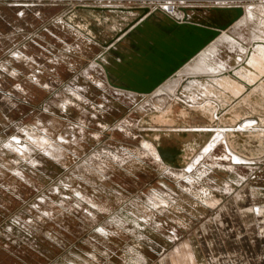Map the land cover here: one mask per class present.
Masks as SVG:
<instances>
[{
    "label": "rangeland",
    "instance_id": "obj_1",
    "mask_svg": "<svg viewBox=\"0 0 264 264\" xmlns=\"http://www.w3.org/2000/svg\"><path fill=\"white\" fill-rule=\"evenodd\" d=\"M230 3L231 7L242 6L244 13L227 29L220 30L218 36L206 48L208 50L214 46L218 50L219 58L235 66L240 64L250 72H254L256 77H253V80L258 76L257 84L250 87L245 85L248 90L244 91V95L254 88L260 87L263 91L261 81L264 75L259 71L264 73V0H194L191 4L184 2L177 4L171 1L169 4L154 7L151 5L136 7L148 8L149 12L145 16L154 10H159L166 12L165 14L176 21H183L181 7H190V9H201L204 5L230 7ZM101 4L104 3L94 0H0V150H2L0 151V264H135L134 261L139 264L138 259L141 258L139 255L144 257L145 264H161L159 260L162 255L168 257L167 261L171 264L170 253L176 242L170 243L159 235L151 237L152 239L140 236L138 241L137 237L131 236L132 225L126 218V216L134 218L141 215L140 209L148 202V194L161 190L177 196L180 192L178 180L163 174L161 167L152 158L138 153L140 149L152 148L146 145L143 138L147 139L145 134L152 133L147 132L148 129H152L151 126L158 125L155 119L161 112L165 113L166 120L172 121L175 126L210 129L203 130L208 135L203 140L204 144L199 147L196 154H193V156L199 154L197 164L203 162L209 164L208 159L211 157H207V154L213 155L216 150V153H222L219 143L212 144L214 148L216 147L215 150L212 147L213 151L200 153L210 137L214 136V130L219 129L217 125L211 126L199 111H189L188 115L183 117L186 110L181 109L180 104L172 105V102L177 100L173 99L176 98L173 92L178 87L179 91L185 93L179 94L181 95L179 102L187 109L192 108V105L186 102L188 95L190 98L195 95L193 100H196L198 95V100L204 98L201 94L203 92L201 85L206 83L208 77L203 76L204 73L200 69L203 75L199 74L198 69L192 72V77L197 78L198 86L195 88L186 84L183 76L178 73L181 71L180 68L150 93H136L116 89L107 82L104 69L102 71L99 66L96 68L91 66L101 54L99 44L93 40L87 41L86 35L82 32L77 33L73 30L74 26L62 20L63 16L70 15L69 12L77 6L106 7ZM170 6L172 11H168ZM75 11L76 16H72L73 21L79 20V16L84 15L83 12H79L80 10ZM248 14L250 16L255 14L259 17L258 20H261L258 23L254 15L251 16V21ZM228 20V17L222 13L214 19L219 24H224ZM238 23L241 27V30H238L246 40L233 38L231 35L233 32L231 29L239 26ZM257 28L263 33L258 32ZM254 35L260 37L257 39L258 42L263 41V43L257 42L255 46ZM229 38L233 40H228ZM257 46L260 47L259 52L256 51ZM242 47L246 48L247 54L241 51L244 50ZM206 48L204 47L189 61L202 59V62L205 61L204 64L213 63L211 60L216 57L210 60L203 55L207 53ZM237 48H240L238 50L241 51L242 57L238 55ZM189 61L186 65H189ZM212 66L216 67L214 64ZM221 66H217L219 73L224 72L228 75L232 73L233 69L225 71ZM256 66L261 70H256ZM172 83H179L176 89L168 87ZM78 94L81 99L77 98ZM228 95L233 96L231 92ZM234 97L236 101L241 99V96ZM152 98L154 101L150 102ZM196 103L194 101L193 105ZM168 104L172 105L170 109L165 108ZM149 106L156 109L153 110ZM228 109L230 107L225 110ZM261 113L264 118V111ZM217 115L218 118H222L223 112ZM213 119L217 122L216 117ZM245 119L253 121L254 118L249 120L247 116ZM251 127L254 128V125ZM197 135H191L190 139L200 137L201 134ZM235 135H238L239 142L244 141V134ZM41 136L47 138L48 143L59 146L62 156L57 159L48 156L42 153L41 148H38L36 153L25 156L16 152L18 147L15 139L19 140L23 147H29L30 143L35 146L32 141ZM181 137L186 135L181 134ZM224 141L226 143V139ZM197 142L196 140L195 143ZM152 143L154 146L157 144ZM158 147L162 150L180 152L183 145L180 138L164 135ZM228 147V151L226 150L222 157L216 155L215 164L227 163L232 167L253 166V168L250 167L251 170L247 171L246 179H242L238 186H234L228 195L221 197L220 203L223 201L224 204L228 198L238 199L242 193L247 195L257 190V195H251L247 199L249 205L238 207L247 208L250 212L245 210L244 213L242 210V216L249 229L247 231L246 226L242 225L240 217L233 210L234 207L232 209L230 205L229 212L227 211L226 204L221 212L225 215L230 214L231 217H224L222 213L220 217H223L221 220L223 225L217 222L218 229H216L212 227L213 223L208 221L205 223L212 231L220 228L223 230L222 234L220 231L218 234L222 240L219 241L218 238L216 240L218 244L225 242L228 253L238 264H264V226L259 227L253 217L256 206L264 207V160L261 162L257 161L259 159L255 161L247 158L249 162L243 159L245 162L238 164L233 161L229 153L227 154V152L232 153L229 145ZM104 149L117 153L119 162L104 153ZM128 153L135 158L128 157ZM92 154H99L106 159L102 162L104 163L102 178L80 168L84 163L82 161ZM30 158L38 161L32 164ZM94 160L96 162V159ZM176 168L180 169V164H177ZM18 170L20 175L17 173ZM211 172L215 174L218 185L228 179L222 171L213 167ZM79 193L84 194L85 198L80 197ZM259 196L263 198H258ZM179 200L184 209L175 207L168 212L169 216L158 213L160 215L157 219L169 227L176 228L178 236L183 240L186 235L197 231L200 223L214 215L216 211L208 207L203 211L199 204L198 206L187 198ZM237 202L241 203V200ZM257 213L259 219L257 221L264 223V215ZM117 227L120 230H117ZM232 227L247 232L250 239L255 241L254 245L245 241L244 236L241 243L234 242V235L226 232ZM236 234H239L238 231ZM92 253L97 259L91 257ZM205 255L209 254L205 253Z\"/></svg>",
    "mask_w": 264,
    "mask_h": 264
},
{
    "label": "bare ground",
    "instance_id": "obj_2",
    "mask_svg": "<svg viewBox=\"0 0 264 264\" xmlns=\"http://www.w3.org/2000/svg\"><path fill=\"white\" fill-rule=\"evenodd\" d=\"M96 1L100 2V3L101 2L104 3V4H101V5L106 6V7H102V8H128V7L134 8L133 6H129L127 4H123V3H120V2L111 3V2H105L103 0H96ZM166 2H167V0H166ZM144 5H140V6H144ZM151 6L154 7V6H157V5H154V6L151 5ZM197 6H199V5H197ZM214 6H217V5H214ZM225 6L224 7L217 6V7H212V8H226ZM77 7H81V6H77ZM210 7L211 6H208V5L205 6L204 5L201 9L210 8ZM230 7H231V3H230ZM95 8H99V7H95ZM136 8H142V7H136ZM231 8H236V7L233 6ZM238 8H240L242 13H244L243 12L244 10H242V6L238 7ZM261 8H262V6H261ZM197 9H199V8H197ZM258 9H259V7H258ZM168 11H172V7L171 6H170V9ZM79 12H82V11H79ZM148 12H149V9H148ZM249 12L251 13V11H249ZM242 13L240 14V16L237 19H235L233 22H231L228 26H226L224 29H220V30L227 29L230 25H232L235 21H237L242 16ZM180 14H181V12H180ZM248 15L250 16V14H248ZM254 15H251V16H254ZM65 16H63L62 22L71 24L70 22L65 20ZM181 16H183V14ZM251 16H250V20L252 19ZM255 16H254V18L255 19L257 18L256 19L257 22L261 20V19L258 20L259 17L258 16L255 17ZM254 18H253V20H254ZM242 20H244V18ZM242 22H244V21H242ZM245 22H247V21L245 20ZM238 24H235V25H238ZM250 24H251V22H250ZM72 26H74V25H72ZM236 29L237 30L238 29L241 30L240 24L235 29H231V30H233V32L231 33L233 38H237V39H240V40H242V39L246 40V37H244L240 33V31L239 30L237 31ZM254 29H256V28L254 27ZM73 30H75L77 33L82 32V31L78 30L75 26H74ZM259 30H261V29H259ZM257 31H258V28H257ZM258 32H260V31H258ZM260 33H263V32L261 31ZM218 34H217V36H218ZM252 35H253V33H252ZM224 36H225V34H224ZM255 37L256 38L253 37L254 38L253 40L255 41V46H256L257 42H258L257 39L260 38V37H257V36H255ZM215 38H213L204 47L206 48L207 45L210 44ZM222 38H221V40H222ZM227 38H228V36H227ZM248 38H249V36H248ZM230 39L233 40L232 38H229L228 40H230ZM228 40L226 39V41H228ZM223 41H225V40H223ZM223 41H221V42H223ZM247 43L249 44V40H248ZM258 43H263V41L262 42H258ZM240 45H242V44H240ZM242 48L244 50L241 49V51H244V53H246V51H245L246 48H244V47H242ZM259 48L260 47L257 46V48H256L257 50L256 49L255 50L257 52H259L258 51ZM238 49H240V48H237V50ZM261 49L263 50L262 46H261ZM206 50H207V48H206ZM200 51H198L197 53H200ZM241 51L238 50V52H239L238 55H240ZM260 53H261V50H260ZM203 55H205V57H208V59H210V60L212 58H215V57L216 58L211 60V62H213L211 64L210 63H205L204 64L205 61L202 62L203 60L201 59L199 61H193V60H192V62L189 61V65L188 64L186 65V63H188V61H187L181 67V71L178 72V73H180L183 76V78H184V80H185V82H186V84L188 86H190L191 88H193V87L195 88V86H198L196 84L197 83L196 82L197 78L194 79L195 76L192 77V72L194 70H196V69H198V71H199V69H200L201 72L204 73V75H203V73H200V71H199V74L200 75L202 74L203 76H207L208 77V79L206 80V83L201 85V86H203V87H201V90L203 92L197 88L198 91L202 92V93L201 92L200 93L204 95V98H202V100L201 99L198 100L199 99L198 98L199 95H198V97H197L198 99L195 97L196 100H193V97L195 95L191 94L192 98H190L189 95H188V97L186 98V102L189 103L190 105H192V108L191 109H187L186 106H184L183 104L180 103L181 102V95H179V94H181L182 91H179V87H178V89L175 92H173L175 94L174 96L176 97V98H173V99H177L178 101L177 100L173 101L172 105L180 104L181 105V109L186 110V112L184 113L185 116H183V117H186L188 115L189 111H199L200 113H202V115H204L206 117V119L210 122L211 126H216L217 125L219 127V129H215L214 130V133H215V134L213 133L214 136L212 138L210 137V139L207 142V144H205L206 146L202 147L203 149L201 150L200 153L207 152L208 150L211 151L212 147H213L212 144H215V143L216 144L219 143L221 145V148H219V149L222 150V153L218 154V153H216V151H217L216 150V151L213 152V155L208 156V154H207V157H211V158L208 159V160H210L209 164H206L205 162L197 164L198 163V159H199L198 158L199 154L196 155V156L195 155L193 156V154L194 153L196 154V151L199 149V147L204 144L203 140L208 135V133L204 132L203 130L209 131L210 129H207V128L203 129V127L199 128V127H190V126H175L172 123V121H167L166 120L165 113L159 112L160 114L158 116L156 115L157 117L155 119V122L158 123V125L151 126L152 129H148L147 132H152L150 134H145V137L148 140L143 138L145 140L146 145L151 146L152 148L150 150H142V149H140V150H138L139 151L138 153H141L143 156L146 155L147 157L152 158L159 165V167H161V169L163 171V174L168 175V176L169 175L173 176V178L178 180L177 184L179 185L180 192H179V194L177 196L176 195H171L170 192L161 191V190H158L154 194L151 193V195L148 194V197H147V199H148L147 201L148 202L144 203L143 207L140 209L143 214L141 213L140 216L137 215L138 216V217L136 216L137 218L136 217L130 218V216H126L127 221L132 225L131 228L133 229V231L130 232L131 236L137 237V239L140 236L141 237L145 236V238L152 239L151 237H153L155 235H159V237H165L164 239L166 241L170 242V243H175L176 242L175 247L173 248V250L170 253V262H171V264H201V263L195 261V258H196L195 252H194L193 247L190 244V242L185 240V239H183L184 240L183 241L182 238H180L178 236L176 228L169 227V225H165V224H163V222L161 220H158L157 219L158 215L161 214V215L169 216L168 212H170V210H173V208H175V207H177V208L182 207L183 208V206H182V204H181L179 199H183L184 200V198L189 199L190 201H192V203L194 201L197 205L199 204L202 207L203 211L206 210L205 207H208L211 210H214V207L216 205L219 206L221 197L228 195L230 190H233L232 188L234 186H238L241 183L242 179L243 180L246 179L248 177L247 176V174H248L247 171L251 170L250 169L251 166H249V167H245V166H243V167L242 166L232 167V165L227 164V163L226 164H222V163H218V164L216 163L215 164L214 163L215 162L214 159L217 157L216 155H219L220 157H222L221 155H223V153L224 154L226 153L228 145L230 146V150H232V153L231 152H227V154L229 153L230 156H232L233 161L238 162V164L244 163L245 161L243 159L246 160L247 158L248 159H253L255 161H256V159H259L257 161H261V162L264 160V118H262V115H261L262 114L261 111H264V88H263L264 87V79L261 81V83L263 85V87H262L263 91H262V89H260V87L256 88V89L254 88L248 94L244 95L243 94L244 91L248 90L247 87L245 86L246 84L248 85V87L253 86L255 83L257 84L258 76H257L256 80H253L254 79L253 77H256V74L254 72H250L249 70H247L244 66H242L240 64L237 65L238 62L236 63L237 66H235L233 64H229L227 60H223L222 58H219L218 57V50L214 46L209 48L207 50V53H205ZM243 55H245V54H243ZM249 55L252 56L251 53ZM258 55H260V54H257V56ZM97 58L95 59V61L92 63L91 66H93L94 68L99 66L101 68V70L103 71V68H102L101 64L96 61ZM244 58H245V56H244ZM256 60H258V59H256ZM212 64L216 65V67L215 66L213 67ZM219 64H221L222 66L219 65ZM217 66L218 67L219 66L223 67L225 69V71L233 69L231 71L232 73L230 75H228L227 73H224V72L223 73L222 72L219 73ZM256 68H257V66H256ZM259 69L260 68H257L256 70L259 71ZM259 72H262L261 75H264L263 71H259ZM177 78L179 79V77H177ZM175 82H176V80H175ZM200 83H201V81H200ZM177 84H179V83H176V84L172 83L168 87H170V89H171V87H174L176 89L177 88ZM167 85H169V84H167ZM262 85H260V86H262ZM179 86L182 87L181 85H179ZM204 86H205V88H204ZM202 88L205 89V90H203ZM116 89H120L121 91L135 92V91H132V90H126V89H122V88H119V87H116ZM153 90H151V91H153ZM167 90H168V88L166 89V91ZM174 90H172V91H174ZM189 91H190V89H189ZM150 92H145V93H150ZM229 92H231L233 94V96H229L228 95ZM136 93H140V92H136ZM170 93L172 94V92H170ZM183 94H185V93H182V95ZM234 96H236V97L241 96V99H238L236 101ZM132 97H135V96H132ZM77 98L81 99L79 94L77 95ZM153 99L154 98H152L150 102L154 101ZM157 100H159V99H157ZM234 100H235V102H233ZM194 101L197 102L195 105H193ZM209 101H212V102L210 103ZM204 104H205V106H204ZM172 105L168 104V106H165V108H169L170 109L172 107ZM228 107H230V109L225 110ZM149 108H152L153 110L156 109V107H151V106H149ZM221 111L223 112L222 118L223 117L225 118V114L228 113L230 115V120L231 121H234L235 118L240 119V121L237 122L236 124L234 123V124H228V125L227 124L220 125V123H219L220 121L226 120V119L218 118L219 115H217V114L222 113ZM229 111H230V113H229ZM211 116L213 118L216 117L217 122ZM244 116H246V117L249 116V118H250L249 120H251V118L252 119L254 118V119H253V121H247L245 119L246 117L244 118ZM251 125H254V128L251 127ZM138 126L141 127L142 125H138ZM143 126H145V125H143ZM146 126H148V125H146ZM119 127H121V125ZM232 129H236V131H234V130L232 131ZM236 133L241 134V135L244 134L245 139H244L243 142H239L238 141V135L236 136L235 135ZM181 134L186 135V137H181ZM193 134H194V136H196L197 134L198 135L201 134V135H200V137H194V138L192 137L190 139V136L193 135ZM164 135L165 136H176V137L180 138L181 141H182V145H183L182 150L180 152H174V151H171V150H168V149L167 150H162L160 147H158V143H159L161 137L164 136ZM224 139H226V143H225ZM34 140L32 142L35 144V146H32L31 143H30V145H28L29 147H23V145H21L19 140L15 139V141H17L16 145L18 147L16 152H18L20 154H23L25 156V154H32L33 152L36 153V151H38V148H41L42 149V153H44V154H46L48 156L49 155L50 156H54L56 159L59 158L60 156H62V153L60 152V149L58 148L59 146L57 147V145L55 146L53 143H48L49 140L47 138H44V137L41 136V137L35 138ZM196 140L198 141L197 143H195ZM152 142H156L157 143L156 146H154V144ZM226 145H227V147H226ZM5 146L7 147V144H5ZM5 146H3V147H5ZM215 148H214V150H215ZM184 150L187 151V152H184ZM0 151H2V150H0ZM104 151H105L104 153H107V155H109V157H111L113 160H115L116 162H119L118 161L119 160V155L117 153H114L112 150L108 151V149H106V150L104 149ZM188 151H190V153ZM192 151H194V152H192ZM214 153H216V154H214ZM130 156H132V155H130V153H128V157H130ZM184 156H185V158H184ZM187 156L190 159L187 158ZM201 156H200V158H202ZM132 157H134V156H132ZM32 158H34V157H32ZM32 158H30L31 159L30 162L32 164H34V163H36L38 161L37 159L34 160ZM102 158H103V156L101 157L99 154H97V155L96 154H92L90 157L86 158L85 161H82L84 163L81 164L80 168H83V170H85L87 172H91V173L97 174V176L99 178H102L103 177L102 173H103V170H104L103 169V164L104 163L102 164V162H104L106 160L105 158H103V159ZM94 159H96V162H94L95 161ZM248 159H247V161L249 162ZM177 164H180V166H181L180 169L176 168ZM212 167L215 168L218 171H222L228 177L227 181H221L220 184L218 185L217 180L215 179V177H216L215 174L211 172ZM251 168H253V166ZM17 173L20 175L19 170L17 171ZM213 183H214V185H213ZM164 190H165V188H164ZM215 190H217V191L214 193ZM254 192L255 193H253V191H252V194H257L258 193L257 190H254ZM260 194H262V193H260ZM78 195L80 197L85 198L84 194L79 193ZM218 196H220V198H218ZM83 198H82V200H83ZM254 210H255V215L258 214L257 212H260V214L264 215V207H258L257 208V206H256L254 208ZM158 213H160V214H158ZM188 216H186V217H188ZM175 222H176V220H175ZM178 223L181 224L182 222H178ZM117 225H119V224H117ZM116 229L120 230V229H118V227ZM139 240L140 239H138V241ZM90 255L94 259H97L96 255L94 253H92ZM139 256L141 258H144L142 255H139ZM134 262H135V264H137L136 261H134ZM142 264H144V263H142Z\"/></svg>",
    "mask_w": 264,
    "mask_h": 264
},
{
    "label": "water",
    "instance_id": "obj_3",
    "mask_svg": "<svg viewBox=\"0 0 264 264\" xmlns=\"http://www.w3.org/2000/svg\"><path fill=\"white\" fill-rule=\"evenodd\" d=\"M75 10L84 15L73 21ZM186 12L188 17L184 21H176L159 10L145 16L146 7H77L65 20L104 48L97 62L103 67L109 84L145 93L175 73L242 13L238 7ZM219 13L229 20L224 24L215 22ZM225 119L220 125L240 121L238 118L231 121L228 113Z\"/></svg>",
    "mask_w": 264,
    "mask_h": 264
},
{
    "label": "crops",
    "instance_id": "obj_4",
    "mask_svg": "<svg viewBox=\"0 0 264 264\" xmlns=\"http://www.w3.org/2000/svg\"><path fill=\"white\" fill-rule=\"evenodd\" d=\"M62 18V17H61ZM86 40L89 41L91 40L88 36H85ZM99 48H101V53L104 49H102V46L99 45ZM259 188V187H258ZM263 194V193H262ZM251 195L255 196L257 194H252V192L250 193H247V195H245V193H242L238 196V199L235 197V198H232V200L230 198H228L224 204H226V208L228 209L227 211L229 212V209H230V205H231V208L233 209L234 207V211L235 213L240 217L241 221H242V225L244 224L245 226L247 225L244 221V218L242 216V210H245L247 212L248 209L247 208H244V209H241V208H238L240 207L241 205L245 206V205H249V200H247L249 197H251ZM263 198L262 196H259L258 198ZM235 199L237 201L241 200V203L240 202H237L235 201ZM224 200V199H222ZM223 201H221V203L218 205H216L214 207V210L216 211L214 213V215H211L208 219H205L202 223H200L199 225V229L195 232H192L190 235H186L185 236V240L189 241L190 244L192 245L193 247V250L195 252V261L196 262H200L201 264H238V262L232 258L231 254L228 253V250L226 249V244L225 242L222 243V242H219L220 244H218L216 238L219 239V241H221L222 239L219 237V233L221 232V234L223 233V230L219 229V230H216L218 229L216 224L217 222H220V225H223V222L221 220H223V217H220L223 213L222 216L224 217H231L230 214H226L224 212H221V210H223V206L224 204L222 203ZM235 205H234V204ZM237 208V209H236ZM241 211V212H240ZM250 213V212H249ZM250 216V214H248ZM254 221H256V224H259V227L262 228V226H264V223H261L257 220H259L257 218V215H255V212H254ZM232 219V218H231ZM205 221L207 222H211L213 223L212 227H215V231H212V229L209 227L206 226V223ZM249 229L248 226H246V230ZM220 231V232H219ZM238 231V235L236 234V232ZM248 231V230H247ZM226 232H231L233 235H234V242H236L237 244L241 243L242 241V237L244 236V240L245 241H248L249 244H252L254 245V240H251L250 239V235L247 233V232H242L239 228H231V229H228L226 230ZM221 248V251H220V248ZM205 253H208L209 255L206 256ZM226 253V254H225ZM213 258V259H212ZM169 258L168 257H164V255L161 256V259L159 260L161 262V264H169V262L167 261ZM139 260V264H142L144 263L145 264V259L144 258H141V259H138Z\"/></svg>",
    "mask_w": 264,
    "mask_h": 264
},
{
    "label": "built area",
    "instance_id": "obj_5",
    "mask_svg": "<svg viewBox=\"0 0 264 264\" xmlns=\"http://www.w3.org/2000/svg\"><path fill=\"white\" fill-rule=\"evenodd\" d=\"M82 1H87V0H82ZM96 0H94L95 2ZM105 2H111V3H123V4H127L129 6H140V5H159V4H169L171 3V1L177 3V4H181L182 2L186 3V4H191L194 0H167L168 2H166V0H103ZM191 2V3H190ZM128 8H132V7H128ZM212 8V7H210ZM193 9H197V8H193ZM180 10H182L183 12V21L188 17L187 14V10H190V8H180Z\"/></svg>",
    "mask_w": 264,
    "mask_h": 264
}]
</instances>
